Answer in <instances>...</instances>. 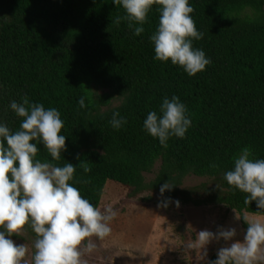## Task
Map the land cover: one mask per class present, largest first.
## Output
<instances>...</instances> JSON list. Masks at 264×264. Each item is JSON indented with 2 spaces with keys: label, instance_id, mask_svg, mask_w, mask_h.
<instances>
[{
  "label": "trees",
  "instance_id": "1",
  "mask_svg": "<svg viewBox=\"0 0 264 264\" xmlns=\"http://www.w3.org/2000/svg\"><path fill=\"white\" fill-rule=\"evenodd\" d=\"M189 5L203 33L193 48L211 61L191 77L171 60L155 59L150 37L158 28V5L145 24L135 25L144 28L136 36L127 21L113 23L126 15L113 0H0V124L19 130L23 118L10 104L25 96L56 108L66 150L53 161L42 141H33L39 149L34 159L75 165L70 183L96 207L108 182H115L130 189V197L149 194L142 200L166 202L168 210L179 201L196 208L224 206L241 217L264 216L256 201L246 205L247 194L224 179L244 147L251 148L250 159H264V0H189ZM81 96L90 98L85 108L78 105ZM173 96L186 105L192 125L184 138L170 137L165 148L144 130V120L150 111L160 115L163 99ZM114 112L127 119L119 130L109 123ZM81 162L91 171L85 173ZM159 162L148 182L146 175ZM189 176L207 182L184 188ZM167 182L174 186L162 195ZM240 222L245 234L247 224ZM24 232L34 246L35 233L27 226ZM217 258L213 253L207 264Z\"/></svg>",
  "mask_w": 264,
  "mask_h": 264
},
{
  "label": "clouds",
  "instance_id": "2",
  "mask_svg": "<svg viewBox=\"0 0 264 264\" xmlns=\"http://www.w3.org/2000/svg\"><path fill=\"white\" fill-rule=\"evenodd\" d=\"M113 3L126 12L113 23L127 21L136 36L144 28L135 25L145 24L152 7L159 6L158 28L150 37L156 60H171L190 77L211 63L203 50L193 48V40L202 39L203 33L196 28L189 0H113ZM86 98L90 100L80 97V108L87 106ZM10 108L23 119L15 132L0 124V264H27L26 244L18 245L9 238L21 236L26 226L36 236L34 264H87L84 255L97 247L92 238L103 241L110 236V223L118 213L111 206L101 209L83 198L70 183L76 172L72 163L57 166L34 159L39 149L33 141H42L53 161H59L66 150V136L61 134L64 123L56 108L45 109L43 104L30 103L26 96L20 103L13 100ZM187 111L178 96L165 97L160 105L161 114L150 111L144 120V130L167 148L170 137L184 138L191 127ZM109 123L119 130L127 119L114 112ZM251 156V148L244 147L234 157V168L224 174V179L247 194L246 205L256 201L257 207L264 210V159L253 160ZM79 167L85 173L91 171L88 162H81ZM210 167L215 169L217 165L213 163ZM173 186L170 182L163 184L161 194ZM175 203L179 206V201ZM167 206L166 202L158 204V207ZM235 218L247 224L243 241L221 247L218 258L210 264H264V219L241 217L237 213ZM236 235L235 228H221L218 233L202 230L197 233L196 242L186 247L204 249L212 240L232 241Z\"/></svg>",
  "mask_w": 264,
  "mask_h": 264
},
{
  "label": "rangeland",
  "instance_id": "3",
  "mask_svg": "<svg viewBox=\"0 0 264 264\" xmlns=\"http://www.w3.org/2000/svg\"><path fill=\"white\" fill-rule=\"evenodd\" d=\"M159 167L160 162L153 174L146 175L148 182L155 178ZM205 182L204 178L189 176L184 180V188ZM130 193V189L108 182L100 208L111 206L118 215L110 223V236L103 241L92 238L97 247L84 255L87 264H207L210 256L221 247L237 240L243 241L241 222L235 218L237 212L224 206L196 208L179 205L168 210L143 201L149 194L132 198ZM237 215L240 216L239 213ZM246 215L264 219V216ZM221 228H235L237 235L232 241L212 240L204 249L186 247L196 242L199 231L218 233ZM13 240L18 245L26 244L28 253L25 259L27 264H33L34 246L28 235L23 231L19 238Z\"/></svg>",
  "mask_w": 264,
  "mask_h": 264
}]
</instances>
